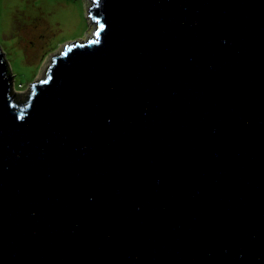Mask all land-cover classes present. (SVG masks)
I'll return each mask as SVG.
<instances>
[{"label": "water", "instance_id": "water-1", "mask_svg": "<svg viewBox=\"0 0 264 264\" xmlns=\"http://www.w3.org/2000/svg\"><path fill=\"white\" fill-rule=\"evenodd\" d=\"M20 99L0 45V264H264V0H92Z\"/></svg>", "mask_w": 264, "mask_h": 264}, {"label": "rangeland", "instance_id": "rangeland-1", "mask_svg": "<svg viewBox=\"0 0 264 264\" xmlns=\"http://www.w3.org/2000/svg\"><path fill=\"white\" fill-rule=\"evenodd\" d=\"M92 0H0V45L20 99L66 45L93 37Z\"/></svg>", "mask_w": 264, "mask_h": 264}]
</instances>
